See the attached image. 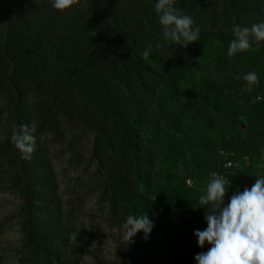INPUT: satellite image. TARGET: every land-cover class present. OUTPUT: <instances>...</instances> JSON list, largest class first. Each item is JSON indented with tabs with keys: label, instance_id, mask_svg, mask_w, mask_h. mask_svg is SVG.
I'll return each instance as SVG.
<instances>
[{
	"label": "trees",
	"instance_id": "obj_1",
	"mask_svg": "<svg viewBox=\"0 0 264 264\" xmlns=\"http://www.w3.org/2000/svg\"><path fill=\"white\" fill-rule=\"evenodd\" d=\"M156 3L78 0L60 11L51 0H0V161L23 237L15 264H81L89 252L60 194L52 140L71 139L78 153L75 140L89 138L117 238L116 259L100 264H196L211 247L193 233L207 227L198 198L213 174L230 182L225 204L264 177V41L228 56L233 26L194 23L199 40L180 48L162 37ZM252 71L259 82L243 91ZM22 124L36 138L30 159L11 141ZM143 214L154 227L127 245L120 227Z\"/></svg>",
	"mask_w": 264,
	"mask_h": 264
},
{
	"label": "clouds",
	"instance_id": "obj_2",
	"mask_svg": "<svg viewBox=\"0 0 264 264\" xmlns=\"http://www.w3.org/2000/svg\"><path fill=\"white\" fill-rule=\"evenodd\" d=\"M78 0H51V6L63 11ZM155 11L162 26V37L184 48L199 40V27H193L194 20L174 7V0H157ZM234 39L230 41L227 54L258 50L252 46L250 38L264 41V21L251 27L233 26ZM159 47V45H157ZM151 46L142 53L143 58L150 54ZM239 75L236 79H240ZM243 91L251 92L259 78L255 71L243 75ZM259 97L253 99V103ZM11 141L20 151L22 158L30 159L35 151L36 138L33 129L22 124L13 129ZM230 182L223 176L213 174L203 194L198 198L200 207L206 208L204 220L207 223L203 231L197 229L193 235L197 244L203 248L205 242L211 247L206 252L195 255L196 264H264V177L255 179L249 189L236 191L225 204L224 197ZM154 227L147 214L129 215L119 229L121 239L128 244L134 243L138 232L144 233L145 241ZM76 235L71 236L74 241Z\"/></svg>",
	"mask_w": 264,
	"mask_h": 264
},
{
	"label": "rangeland",
	"instance_id": "obj_3",
	"mask_svg": "<svg viewBox=\"0 0 264 264\" xmlns=\"http://www.w3.org/2000/svg\"><path fill=\"white\" fill-rule=\"evenodd\" d=\"M249 3L246 0H174V7L190 15L197 26L231 27L264 21V6L257 4L250 8ZM75 142L78 153L71 139L52 140L49 157L68 213L88 241L89 252L81 264H100L99 260L112 262L117 257V238L91 176L90 141L87 135L81 134ZM18 203L19 198L6 185L5 170L0 161V264H15L23 250V237L16 218Z\"/></svg>",
	"mask_w": 264,
	"mask_h": 264
},
{
	"label": "built area",
	"instance_id": "obj_4",
	"mask_svg": "<svg viewBox=\"0 0 264 264\" xmlns=\"http://www.w3.org/2000/svg\"><path fill=\"white\" fill-rule=\"evenodd\" d=\"M230 164V163H229Z\"/></svg>",
	"mask_w": 264,
	"mask_h": 264
}]
</instances>
